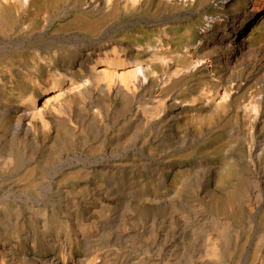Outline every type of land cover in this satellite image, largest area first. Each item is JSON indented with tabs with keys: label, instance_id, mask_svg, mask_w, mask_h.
<instances>
[{
	"label": "bare ground",
	"instance_id": "obj_1",
	"mask_svg": "<svg viewBox=\"0 0 264 264\" xmlns=\"http://www.w3.org/2000/svg\"><path fill=\"white\" fill-rule=\"evenodd\" d=\"M212 1L0 0V52L17 45L0 55V182L26 166L14 178L36 189L45 169L79 151L90 158L154 151L153 144L162 151L150 187L125 183L113 157L90 172H69L80 206L68 221L0 204V264H188L200 252L211 258L199 256L203 264H264V0L253 9L252 0H214L205 22L174 26L181 13L201 14ZM57 16L67 24L48 31ZM131 21V30L107 39L113 26ZM206 139L192 166L165 162ZM147 167L137 162L139 172ZM110 177L123 180L112 185ZM204 207L215 212L205 215ZM56 230L66 231L63 241ZM146 231L155 252L146 262L99 253Z\"/></svg>",
	"mask_w": 264,
	"mask_h": 264
},
{
	"label": "rangeland",
	"instance_id": "obj_2",
	"mask_svg": "<svg viewBox=\"0 0 264 264\" xmlns=\"http://www.w3.org/2000/svg\"><path fill=\"white\" fill-rule=\"evenodd\" d=\"M212 5V6H211ZM211 5H205L204 6V8L202 9V11H200V12H198V13H201V14H197V12H195L194 14H193V12H183V13H181L179 16H177V20L176 21H174L175 23V25L174 26H176V25H180V26H178V27H182L181 29H182V31L183 30H185V28L186 27H188V26H190V27H193V26H196V24L197 23H202V20H203V22H205L206 21V19L215 11V9H216V7H217V4H215V2H214V0L212 1V4ZM255 0H252L250 3H248V7H249V9H253L254 7H255ZM207 7V8H206ZM210 9H213V10H210ZM208 10H209V12H208ZM66 11V10H65ZM208 13V14H207ZM187 14H188V16H187ZM69 14H67L66 16H68ZM193 15V16H192ZM203 15H206V16H203ZM183 16V17H182ZM185 16V17H184ZM181 17V18H180ZM204 17V18H203ZM199 18V19H198ZM54 19V20H53ZM52 19V21H50V23L48 24V31H55L56 29L58 30V29H60L61 27H62V25L63 26H65L66 24H67V21L68 20H65V18L64 17H59V16H57V17H54ZM187 19V20H186ZM65 20V21H64ZM195 20V21H194ZM56 21V22H55ZM64 23H63V22ZM187 21H189V23L187 22ZM191 21V22H190ZM200 21V22H199ZM62 22V23H61ZM177 23V24H176ZM51 24V25H50ZM126 24V25H125ZM125 24H122V27H120L119 25H116V26H113V28H111L109 31H110V33H108L109 34V36H108V34L106 35L107 36V39L108 38H110V37H115V36H117V37H120V34H124L125 33V29H126V31H128V29L129 30H131L130 29V27L132 28V25L134 24V21H131V22H127V23H125ZM184 25V26H183ZM123 27H125V29H122ZM51 28V29H50ZM54 28V29H53ZM56 28V29H55ZM202 30H203V28H201ZM264 29V28H263ZM115 32V33H114ZM86 35L85 33H81L80 35ZM262 35L264 36V33H262ZM49 40L48 39H45V40H43V44L44 45H47V44H49V42H48ZM48 42V43H47ZM73 42L74 41H72V43H70V46H71V48L72 47H74L75 46V44H73ZM46 43V44H45ZM73 45V46H72ZM17 45H15V46H11V48H7V50H3V51H1L0 52V55H3V54H5L6 52H11L12 50H15L17 47H16ZM77 46H75L74 48H76ZM23 48V50H27V45L26 46H24V47H22ZM24 48H26V49H24ZM10 49V50H9ZM9 52V53H10ZM156 121H158L157 119L156 120H154V121H152V123L154 122H156ZM149 132H150V130H148ZM200 142V141H199ZM199 142H197L196 144H194V145H192V147L190 146V145H187L188 147L185 149V150H181V151H176L175 153H172V154H170L169 156H167V158L165 159V162H171L172 164H174V165H180V166H192L193 164H194V162H195V160L194 159H198V158H200L201 156H202V151L204 150V147L205 146H207V144L209 143V139H206V140H202L200 143ZM205 143V144H204ZM199 144V145H198ZM154 145V148H155V150L154 151H150L149 150V148H150V146H148L147 145V147L146 148H144V149H142V148H134L133 149V151H131L130 153H127V154H125V155H123L121 152H119V153H113L112 155H110L111 153H104L103 155H97L96 157L95 156H91V158L90 157H87L86 156V154L85 153H83L82 151H79V153L78 154H76L77 155V157H76V155H74V156H71V158L70 159H68V160H66L64 163H62L59 167H57V168H51V170H56L55 172L54 171H51L50 169H45V171H43L44 173H46V172H48L49 174H45V178H47L44 182H41L40 184H39V186L36 188V189H34V188H32V187H28V188H21V186L18 184V181L16 180V178H14V177H18V175H20V174H22V171H23V168H25L26 166H23V168L21 169V170H19V171H17V172H15L14 174H8V175H6L5 176V179L4 180H6V181H2V182H0V193H1V191H2V193L0 194V204H2L3 202V204H9L10 206L12 205V206H17L18 208H20V212L22 213V214H24V215H27L28 216V214H30L31 213V210L32 209H40L41 210V208H42V210H44L43 211V214H45V215H47V218H48V220L50 221V220H52L51 218H55V217H59L61 220H67L68 221V219L69 218H71L73 215V212H75L74 210L75 209H77L79 206H80V204H79V199L78 198H80V196H79V193H77V192H71V185H72V181H73V178H70V177H64L65 175H67L69 172H72V171H82L83 173H84V169H88L87 171H91L92 169H94L95 167H97V166H99L100 164H102V165H104V164H110V163H112V161H118L119 163H122V165H123V167H124V169L126 170L125 171V173H124V176H123V179L122 178H114V177H110L109 179H108V182L109 181H112V182H109L110 184H112V185H114L115 183H118V184H120L121 183V181L123 180V181H125V183H127L129 180V182H135L134 184H136V187H135V185H134V187L135 188H137V187H143L144 186V184L145 185H148V183H150V182H152L156 177H157V175H158V173H159V171H160V168L161 167H159L160 165H159V163H160V156H161V154H162V151H160V149H158V146L156 145V144H153ZM157 146V147H156ZM190 146V147H189ZM140 149V150H139ZM188 149V150H187ZM191 149V150H190ZM149 150V151H148ZM158 150V151H157ZM187 150V151H186ZM195 150V151H194ZM140 151H141V153H140ZM156 151V152H155ZM81 152V153H80ZM137 152V153H136ZM148 152V153H147ZM193 152V153H192ZM183 153V154H182ZM192 153V154H191ZM81 154V155H80ZM118 154H121V155H118ZM144 154V155H143ZM181 154H182V156H181ZM128 155V156H127ZM131 155V156H130ZM160 155V156H159ZM79 156V157H78ZM109 156V157H108ZM149 156V157H148ZM151 156V157H150ZM190 156V157H189ZM102 157V158H101ZM111 157H113V158H111ZM133 157V158H132ZM138 159H137V158ZM183 157V158H182ZM75 158H77V159H75ZM81 158V159H80ZM84 158H88L87 160L88 161H86V159L84 160ZM90 158V159H89ZM97 158H99V159H97ZM108 158V159H107ZM112 159V161H111V159ZM122 158V159H121ZM84 161H83V160ZM92 159H94L93 161H92ZM102 159H104V160H102ZM107 159V160H106ZM121 159V160H120ZM127 159V160H126ZM78 162H77V161ZM89 160H91L90 162H89ZM125 160V161H124ZM129 160V161H128ZM133 160V161H132ZM137 160V161H136ZM69 161V162H68ZM71 161V162H70ZM83 161V162H82ZM103 161V162H102ZM111 161V162H110ZM138 161H144V162H146V163H148V167H147V169H145V170H143V171H138L137 169H136V165H137V162ZM68 162V163H67ZM82 162V163H81ZM102 162V163H101ZM107 162V163H106ZM109 162V163H108ZM124 162V163H123ZM134 162V163H133ZM98 163V164H97ZM28 164V163H27ZM70 164V165H69ZM78 164V165H77ZM135 164V165H134ZM191 164V165H190ZM34 165V164H33ZM74 165V166H73ZM127 165H129V166H131V167H133V168H131L130 167V170H129V166L127 167ZM66 166V167H65ZM127 167V168H126ZM76 168V169H75ZM79 168H81V170L79 169ZM136 169L137 170V173L135 172V173H133V176L135 177V178H133L132 177V172H131V169ZM149 168V169H148ZM158 168V169H157ZM43 169V168H42ZM64 169V170H63ZM70 169H72V170H70ZM50 172H49V171ZM84 170V171H83ZM129 170V171H128ZM157 170V171H156ZM65 171H67V172H65ZM146 172V173H145ZM54 173V174H53ZM56 173V174H55ZM142 173V174H141ZM144 173V174H143ZM12 175V176H11ZM48 175H50V176H48ZM53 175V176H52ZM56 175V176H55ZM58 175V176H57ZM138 175V176H137ZM93 175H83V176H81V177H79V178H77L78 180L77 181H79L80 183H86L91 177H92ZM126 176V177H125ZM155 176V177H154ZM53 177V178H52ZM58 177V179H56ZM62 177V178H61ZM125 177V178H124ZM8 178V179H7ZM143 178H147L146 180L145 179H143ZM51 179V180H50ZM59 179H61V180H59ZM62 179H64V180H62ZM114 179V180H113ZM117 179V180H116ZM129 179V180H128ZM140 179H141V181H140ZM150 179H151V181H150ZM14 180V181H13ZM71 180V181H70ZM116 180V181H115ZM136 180V181H135ZM147 180H148V182H147ZM9 181V182H8ZM63 181V182H62ZM114 181V182H113ZM138 181H139V183H138ZM17 182V183H16ZM50 182V183H49ZM59 182V183H58ZM137 182V183H136ZM146 182V183H145ZM4 183V184H3ZM6 183V184H5ZM11 183V184H10ZM13 183V184H12ZM56 183H58V184H56ZM140 183H143V184H140ZM16 184V185H15ZM49 184V185H48ZM63 184V185H62ZM206 184H207V187H208V189L210 188V189H213L212 188V186L211 187H209L208 185H209V183H208V181L206 180ZM10 187H9V186ZM13 185H15V186H13ZM19 185V186H18ZM48 185V186H47ZM50 185H51V187H50ZM55 185V187H53ZM65 185V186H64ZM138 185V186H137ZM141 185V186H140ZM17 186V187H16ZM151 185H148V187H150ZM4 187H6V188H4ZM14 187V188H13ZM16 187V188H15ZM20 187V188H19ZM42 187L45 189V190H43L42 189ZM49 187V188H48ZM59 187H60V189H59ZM65 187V188H64ZM34 189V190H33ZM41 189V190H40ZM48 189V190H47ZM66 190V192H65V190ZM8 190V191H7ZM13 190V191H12ZM24 190V191H23ZM30 190V191H29ZM47 190V191H46ZM49 190H50V192H49ZM52 190V191H51ZM13 193H12V192ZM21 191V192H20ZM26 191V192H25ZM28 191V192H27ZM35 191V192H34ZM42 191V192H41ZM45 191H46V193H45ZM54 191V192H53ZM59 193H57V192ZM68 191V192H67ZM9 192H10V194H9ZM20 192V193H19ZM53 192V193H52ZM28 193V194H27ZM44 193V194H43ZM51 193V194H50ZM57 193V194H56ZM9 194V195H8ZM14 194V195H13ZM20 194V195H19ZM30 194V195H29ZM72 194V195H71ZM13 195V196H12ZM16 195H18V196H16ZM44 195V196H43ZM69 195V196H68ZM6 196V197H5ZM42 198H41V197ZM51 196V197H50ZM54 196V197H53ZM56 196V197H55ZM72 196V197H71ZM3 197H5V198H3ZM13 197H15V198H13ZM21 197V198H20ZM35 197V198H34ZM47 199H46V198ZM78 197V198H77ZM20 200H19V199ZM28 198V199H27ZM37 198V199H36ZM49 198V199H48ZM70 198V199H69ZM3 199V201H1ZM5 199V200H4ZM18 199V200H17ZM30 199V200H29ZM43 199V200H42ZM62 199V200H61ZM63 199H65V200H63ZM193 200V202L195 201V203L196 204H201L202 202H203V199H202V197L201 198H199V197H197V199L199 200V201H197L196 200V197H191L190 198V200ZM8 202H7V201ZM13 200H14V202H13ZM27 200V201H26ZM39 202V203H37V201ZM58 200H61V201H58ZM73 200H75L74 201V203H73ZM52 201V202H51ZM58 201V202H57ZM6 202V203H5ZM33 202V203H32ZM50 202H51V204H50ZM64 202V203H63ZM19 203V204H18ZM32 203V204H31ZM47 203H48V205H47ZM54 203V204H53ZM69 203V204H68ZM71 203V204H70ZM73 203V204H72ZM78 203V204H77ZM13 204H15V205H13ZM44 204V205H43ZM57 204V205H56ZM61 204V205H60ZM20 205V206H19ZM24 205V206H23ZM40 205V206H39ZM47 205V206H46ZM50 205V206H49ZM63 205H65V206H63ZM68 205H71V206H68ZM73 205V206H72ZM10 206H6L8 209H11V207ZM38 206V207H37ZM26 207H28V208H26ZM46 209H45V208ZM138 207V206H137ZM30 208V209H29ZM48 208H50V209H48ZM72 208V209H71ZM129 207H127V211H128V213H130L131 214V212L132 213H137L138 212V214H140V209H139V211H138V208H136V207H131V210L132 211H130V208L128 209ZM208 208H210V209H208ZM28 209V210H27ZM55 209H57V210H55ZM67 209V210H66ZM69 209V210H68ZM120 209V211L122 212V210L124 209L125 210V207H123V206H121V208H119ZM122 209V210H121ZM204 209H205V211L203 210V213L205 214V215H211L212 213H214L215 212V210L212 208V207H204ZM41 210V211H42ZM52 210V211H51ZM59 210V211H58ZM64 210V211H63ZM66 210V211H65ZM123 210V211H124ZM144 209H142L141 210V214H143L144 215V217L146 218L147 216H149V212L147 211L146 212V210H144ZM209 210V211H208ZM61 211H62V213H61ZM70 211V212H69ZM72 211V212H71ZM27 212V213H26ZM46 212H47V214H46ZM148 214H146V213ZM159 213L160 214V210L156 207V208H154V210H153V213H151L152 215L153 214H156V213ZM209 212H211V213H209ZM49 213V214H48ZM43 214H36L35 216H33V218H32V221L34 222V223H36L38 226H39V223L40 222H43L42 220L44 219V216H43ZM62 214V215H61ZM146 214V215H145ZM59 215H61V216H59ZM40 216H42V217H40ZM65 216V217H64ZM151 216V215H150ZM149 216V217H150ZM68 217V218H67ZM43 218V219H42ZM67 218V219H66ZM107 218V217H106ZM40 219V220H39ZM42 219V220H41ZM105 219V218H104ZM45 220V219H44ZM2 222H0V224H1ZM257 223L255 224V226H254V229H256L257 228ZM4 226H7V225H4ZM209 226H212V224L211 225H209ZM257 230V229H256ZM256 230H254L253 231V233L255 234V232H256ZM57 231V230H56ZM54 232L52 235H56V236H59V237H61V240L63 241L64 239V237L62 236V235H66V231H64V230H58L57 232ZM59 231H60V233H59ZM147 233V234H146ZM251 234L250 236H251V241L253 240V241H255V239H256V237H255V235L254 234ZM62 234V235H61ZM145 234V235H144ZM147 235V236H146ZM139 236L141 237V238H139ZM139 236H136V237H138V238H135V240L137 239V241H134V242H129V243H131V244H129V243H127V245L126 244H124V245H121V246H119V245H113V244H109L108 245V247H107V249H106V247H105V249L104 248H102V247H100L99 248V253H102V254H106L107 252L108 253H110V254H114V255H118L119 254V256L120 257H123V258H131V259H133V260H135V261H144V262H146V261H148L149 260V258H152L153 257V255H154V251H153V249H150V247L148 246V242L147 241H149V239L152 237V234H150L148 231H146L145 233H143L142 235H139ZM63 237V238H62ZM254 237V238H253ZM145 244H144V243ZM138 243H140L139 245H138ZM136 244V246H134ZM201 245H202V243H200ZM112 247H111V246ZM130 245H132V248H133V250H132V248L130 247ZM234 245V244H233ZM114 246H115V248H114ZM119 246V247H118ZM126 246L128 247V248H126ZM140 248H139V247ZM118 248H121V249H118ZM123 248H125V249H123ZM131 248V249H130ZM138 248V249H137ZM110 249H112V250H110ZM143 249V250H142ZM105 250V251H104ZM116 250H119V253H118V251H115ZM138 250V251H137ZM142 250V251H141ZM146 250V251H145ZM129 251H130V253H129ZM132 251V252H131ZM144 251V252H143ZM123 252V253H122ZM134 252V253H133ZM136 252V253H135ZM153 252V254H151ZM118 253V254H117ZM144 253V254H143ZM121 254V255H120ZM128 254H130V255H128ZM134 254H135V256H134ZM148 254H150L151 255V257H149V256H146V255H148ZM201 254H203V256L201 255ZM126 255V256H125ZM128 255V256H127ZM142 255V256H141ZM198 255V256H197ZM196 256H194L193 258H191V260H190V258H188L187 259V262H188V264H197L198 262H197V260H198V258L200 259L201 257H203V258H201L203 261L205 260V261H209V259L211 260V258H208L207 256H205V254L203 253V252H200V253H198ZM199 256H201V257H199ZM146 257V258H145ZM206 257H207V259H206ZM136 258V259H135ZM138 258V259H137ZM143 258V259H142ZM197 258V259H196ZM194 259V260H193ZM199 261V260H198ZM202 261V263H201V260L199 261V263L198 264H203L204 262Z\"/></svg>",
	"mask_w": 264,
	"mask_h": 264
}]
</instances>
